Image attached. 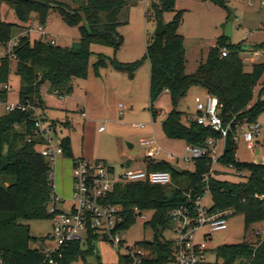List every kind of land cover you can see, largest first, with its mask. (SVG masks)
I'll use <instances>...</instances> for the list:
<instances>
[{
    "label": "trees",
    "instance_id": "16d2710c",
    "mask_svg": "<svg viewBox=\"0 0 264 264\" xmlns=\"http://www.w3.org/2000/svg\"><path fill=\"white\" fill-rule=\"evenodd\" d=\"M14 12L20 27L36 16L39 23L45 24L49 10L56 9L62 20L80 32L78 49L62 48L42 41L31 42L28 35L19 37L17 46L10 54L0 58V102L7 97L8 76L12 64L19 79L18 103L24 111L16 109L0 116V256L6 264H41L45 256L41 250L30 245L34 239L27 223L30 221L50 220L47 208L53 191L49 175L51 167L40 154L46 141L37 135L34 123V110L41 115L44 110L62 109L63 104L55 97H65L72 92V81L87 78L91 58V46L111 47L115 52L122 45L118 28L123 24L119 17L125 8L137 6L139 0H70V5H55L54 0H0ZM223 9L231 20L228 0H205ZM148 11L154 21H162V15L172 13V20L163 24L165 33L153 36L147 42L144 59L149 62V111L153 121L158 113L154 104L165 91L169 97L171 110L162 122L165 136L171 140H182L188 146H203L208 138L219 139V135L203 129L188 117V125L182 122V113L177 110L179 101L193 87L203 89L216 97L221 106V117L225 123L235 118H246L256 122L264 111V101L260 95L254 101V92L264 75V63L252 65L251 72H245L242 47L228 44L224 37L217 39L216 46L208 52L207 59L201 63L194 75L185 73L183 38L178 30L182 22V11L175 9V0H147ZM145 16L148 18V13ZM126 23V21L124 22ZM13 24L2 21L0 17V46L5 47L11 40ZM225 49L228 55L220 58ZM255 49H264V43ZM98 56L95 70L110 65L115 71L134 76L137 65L121 64L115 59ZM48 104L50 106H48ZM68 125V124H66ZM55 128L54 123L51 124ZM235 141L230 134L219 164L234 165L242 170L244 178L221 180L219 173L209 181V195L214 213L230 211L231 217L240 215L245 230L264 222V165L240 163L235 161ZM62 155L71 158L69 139L60 141ZM206 159L193 162V171H180L167 162H148L146 169L167 172L171 185L156 186L148 183L120 182L114 186L106 203L121 207L123 222L120 228L128 230L136 222L134 210L150 213L146 223L153 233L151 242H140L143 249V264H168L172 260L170 241L161 239L170 230L173 220L171 211L204 191L202 176L208 172ZM171 193L169 197L167 194ZM96 237H90L91 246ZM39 241H44L43 239ZM81 243L72 242L60 249L61 259L55 257L57 264H71L81 259ZM216 256L222 264H264V237L260 241L253 238L235 245H224L217 249ZM122 264L127 259L120 257Z\"/></svg>",
    "mask_w": 264,
    "mask_h": 264
},
{
    "label": "rangeland",
    "instance_id": "374dc122",
    "mask_svg": "<svg viewBox=\"0 0 264 264\" xmlns=\"http://www.w3.org/2000/svg\"><path fill=\"white\" fill-rule=\"evenodd\" d=\"M54 2L55 5L71 4L70 0H54ZM228 7L233 29L231 37L227 39L228 44L242 47L240 55L244 59V70L251 72L252 65L264 63V49H255L264 39V30H258L260 24L264 23V7L260 6L258 0H254L251 5L250 0H229ZM146 12L148 18L145 16ZM151 15L147 0H139L137 6L125 8L119 17L123 24L118 28V33L122 37V45L118 51L115 52L108 46L92 45L87 78L73 80V90L70 95L63 99L55 97L60 102H66V111L52 108L44 110L42 114L46 125L52 123L55 125V132L51 136L54 146H58L64 138L69 139L71 158L61 155L51 167L54 175L56 172L52 181L57 187L58 196L67 204L72 197V159L84 156L89 162L101 161L119 175L127 168H143L145 148L139 144L141 139L152 138L163 151L160 158L173 168L180 171H193L192 162L185 163L179 159L184 156L187 144L182 140L168 139L162 130V122L171 110L168 95L163 93L154 104L158 113L155 121L149 111L150 66L144 59V55L147 42L154 36L157 24ZM172 15V13L163 14V24L170 22ZM226 16L223 9L213 4L208 11L200 15L182 11V22L178 33L183 38L187 75H194L199 65L206 61L209 50L216 46L222 25L226 23ZM0 17L2 21L14 25L11 42L26 34V29L20 27L14 12L5 1L0 4ZM28 24L27 27L32 29L42 26L48 39H53L57 46L74 51L78 49L80 38L78 28L68 26L56 9L49 10L45 24L41 25L35 15ZM28 36L31 42L39 41L41 38L33 32ZM243 47H250V51H245ZM7 50L8 44L5 47L0 46V58L6 55ZM98 56L107 58V63L111 59L121 64L135 63L137 67L134 76L129 78L125 73L113 70L110 65L95 70L94 65ZM14 72L15 67L12 64L8 76L7 97L4 103L0 102V116L6 113L7 105L18 103L19 79ZM263 81L264 75L255 89L254 101L262 90ZM205 95L206 92L203 89L193 87L179 101L177 110L183 114V124L188 125V118L190 119V115L195 113L194 98L203 99ZM260 100L264 101V89ZM119 105L124 108L122 115H120ZM256 122L264 127V111L258 115ZM138 125H142L143 128L137 127ZM100 128L103 130L100 131ZM257 141L259 146H256L260 148V155L254 156L253 151L247 149L240 137L235 143V161L240 163L260 161L264 156V132ZM130 145L132 147H129ZM222 149L223 140L219 139L216 153L221 154ZM167 154L173 155L178 160L167 161ZM215 170L219 173L218 178L221 180H237L232 171L221 164L216 166ZM167 195L170 197L171 193ZM203 202L206 208L210 209L212 202L209 194L204 196ZM58 208L65 210L66 205L58 206ZM142 216L144 220L137 219L135 224L122 234L125 239L123 245L99 239L91 246L84 244L81 246L82 258L71 264H122L120 257L124 254L125 247L153 240V233L146 226L151 219V214L142 213ZM27 226L31 236L38 240L30 245L31 248L38 250L54 248L52 243L39 241L50 233V220L30 221ZM262 230H264V222L245 230L242 216L229 217L227 228L214 232L208 242L210 251L208 261L210 264H222L216 256L218 248L252 240L254 231ZM161 239L173 241L174 237L171 231H166Z\"/></svg>",
    "mask_w": 264,
    "mask_h": 264
},
{
    "label": "built area",
    "instance_id": "2783aa9c",
    "mask_svg": "<svg viewBox=\"0 0 264 264\" xmlns=\"http://www.w3.org/2000/svg\"><path fill=\"white\" fill-rule=\"evenodd\" d=\"M253 0H250V5ZM260 6L264 7V0H258ZM36 33L41 38L40 41L57 46L53 39H48L42 26L37 29L27 27L26 34ZM18 39L8 42L6 54H10L12 49L17 46ZM228 51L222 49L220 58H225ZM167 93V91H165ZM63 98V97H60ZM195 113L190 117L198 126L208 129L219 135L223 140V149L221 154L216 153V146L219 139L208 138L203 146H186L184 156L181 159L185 163L195 162L196 160L206 159L209 161L208 172L202 176L204 191L201 195L191 198L186 195V202L171 211L170 216L173 220V226L170 230L174 240L171 242L172 260L168 264H210L208 261L209 250L208 242L214 232L222 231L227 228V219L231 217L230 211L211 212L204 205V196L209 194V181L216 176L215 167L219 165V160L224 154L226 139L231 134L234 141L241 137L245 142L247 149L254 151L256 141L264 132L257 122H249L246 118L241 121L232 118L225 123L221 117V106L218 99L210 94L194 98ZM122 115L124 108L118 106ZM25 108L17 104L6 106V112L10 113ZM36 134L44 138L46 145L40 150V154L46 159L50 167L55 165L56 159L62 155L60 144H52V135L55 128L46 125L43 117L37 110H34ZM137 127L143 128L142 125ZM100 131L103 129L100 128ZM141 147L145 148L144 159L146 162H162L163 151L152 138H145L139 141ZM166 159L169 162L178 160L173 155L167 154ZM254 164L264 165V156L260 161ZM232 171L236 178H244L242 170H238L234 165L226 166ZM54 173L51 172L49 179L53 195L48 205L47 212L52 217L51 231L43 239L44 242L54 244V248H44L41 250L45 256L41 264H57L55 257L61 259L60 249L72 242H79L81 245L87 244L90 237H96L98 240L115 242L123 245L125 242L122 235L125 231L120 228L123 217L121 207L106 203L109 195L117 183H148L156 186L171 185V176L163 171H148L147 169H125L121 174L116 175L114 171L101 161L89 162L82 159H76L72 162V197L67 204L63 199L55 194V185L53 183ZM66 205V209L61 210L58 206ZM137 219L144 220L142 213L134 210ZM254 238L260 241L264 237V230L254 231ZM123 258L127 259L126 264H143L144 251L137 243L133 246L125 247ZM0 264L4 263L0 256Z\"/></svg>",
    "mask_w": 264,
    "mask_h": 264
},
{
    "label": "crops",
    "instance_id": "0c3cea01",
    "mask_svg": "<svg viewBox=\"0 0 264 264\" xmlns=\"http://www.w3.org/2000/svg\"><path fill=\"white\" fill-rule=\"evenodd\" d=\"M211 6H212V4L207 2V1H205V0H175V9L177 11H184L186 13H196V15H200V14H202V12L208 11ZM228 6H229V0H228ZM263 13H264V11H263ZM227 22H229V21H226V23H224L222 25V29L220 30V34L218 35L217 39L220 38V37H224L223 34H224V29H225V26H226ZM29 24H30V22H29ZM258 30H264V23L260 24V27H258ZM232 33H233V29H232V25H231V35H232ZM262 43H264V39L260 42V44H262ZM249 48L250 47H244V50L248 52V51H250ZM0 88H1V86H0ZM61 99H63V98H61ZM61 103L63 104V107H62L61 110L66 111V109H67L66 108V102L62 101ZM48 106H50V105L48 104ZM49 109H51V107H49ZM191 116L192 115H190V117ZM42 117H43V115H42ZM256 145L259 146V141H256ZM256 145H255L253 154H254V156H259L260 155V148L257 147ZM129 147H132V146L130 145ZM76 159H82V160L88 161L87 158L83 156V157H80V158L72 159V162L74 160H76ZM161 160L164 161L163 159H161ZM164 162H166V161H164ZM143 164H144L143 168H139V169H146V166H147L146 160L143 161ZM55 176H56V172H55L54 178H55ZM55 194L58 196L57 187H55ZM50 231H51V229H50Z\"/></svg>",
    "mask_w": 264,
    "mask_h": 264
},
{
    "label": "water",
    "instance_id": "95a60500",
    "mask_svg": "<svg viewBox=\"0 0 264 264\" xmlns=\"http://www.w3.org/2000/svg\"><path fill=\"white\" fill-rule=\"evenodd\" d=\"M231 21H232V19L229 20V22H227L225 29H224L223 36L226 39L231 37ZM164 33H165L164 25L161 21H158L156 24L154 35L161 37ZM243 49H244V47H243Z\"/></svg>",
    "mask_w": 264,
    "mask_h": 264
}]
</instances>
